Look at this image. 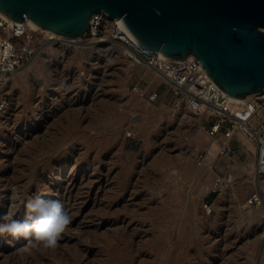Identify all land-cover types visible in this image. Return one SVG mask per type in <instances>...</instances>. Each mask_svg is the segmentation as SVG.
<instances>
[{"label": "rangeland", "instance_id": "374dc122", "mask_svg": "<svg viewBox=\"0 0 264 264\" xmlns=\"http://www.w3.org/2000/svg\"><path fill=\"white\" fill-rule=\"evenodd\" d=\"M102 17L96 39L92 26L78 39L33 30L35 57L4 86L0 216L23 220L22 201L43 199L60 201L71 220L55 249L0 235V264H264V174L252 142L236 136L231 153L210 157L204 117L177 106ZM107 45L122 50H97ZM218 176L231 180L216 186ZM257 192L262 202L249 203Z\"/></svg>", "mask_w": 264, "mask_h": 264}, {"label": "water", "instance_id": "95a60500", "mask_svg": "<svg viewBox=\"0 0 264 264\" xmlns=\"http://www.w3.org/2000/svg\"><path fill=\"white\" fill-rule=\"evenodd\" d=\"M0 13L68 39L104 13L169 59L196 56L228 96L264 94V0H0Z\"/></svg>", "mask_w": 264, "mask_h": 264}, {"label": "built area", "instance_id": "2783aa9c", "mask_svg": "<svg viewBox=\"0 0 264 264\" xmlns=\"http://www.w3.org/2000/svg\"><path fill=\"white\" fill-rule=\"evenodd\" d=\"M103 21L102 13L95 15L93 25L99 28ZM112 38L125 48L126 53L140 63L155 70L167 82L178 98L177 106L185 104L188 113L194 118L204 117L203 128L217 142L221 152L231 153V141L243 135L254 147L256 168L259 176L264 174V94H255L246 103L235 105L232 99L221 91L211 80L201 61L194 55L183 60L165 57L160 51L152 50L137 39L124 27L111 25ZM27 38V42L16 40ZM34 32L23 24H9L0 15V85L19 68L28 64L37 53L33 41ZM146 94V93H143ZM150 100L158 97L157 92L147 93ZM10 101L6 93L0 94V122L8 110ZM1 125V124H0ZM132 136L128 132L127 137ZM209 153V152H208ZM199 161L204 154L200 153ZM231 178L218 176L216 186ZM262 202L260 193H254L249 203ZM208 205H206L207 207Z\"/></svg>", "mask_w": 264, "mask_h": 264}, {"label": "clouds", "instance_id": "9594fccd", "mask_svg": "<svg viewBox=\"0 0 264 264\" xmlns=\"http://www.w3.org/2000/svg\"><path fill=\"white\" fill-rule=\"evenodd\" d=\"M19 199L18 191L13 189L10 200ZM22 203L27 210L25 219L16 220L11 212L0 216V235L8 234L14 239L23 238L30 247L37 250L58 247L71 220L63 204L58 200L43 199H29Z\"/></svg>", "mask_w": 264, "mask_h": 264}, {"label": "bare ground", "instance_id": "6f19581e", "mask_svg": "<svg viewBox=\"0 0 264 264\" xmlns=\"http://www.w3.org/2000/svg\"><path fill=\"white\" fill-rule=\"evenodd\" d=\"M0 15L3 17V18H5L8 22H9V24H13L14 22L12 21V20H10V19H8L6 16H4L2 13H0ZM112 20V25H115V24H118V25H120V26H122V27H124L127 31H128V29L126 28V26L124 25V23H123V21H122V19H117V18H115V19H111ZM94 23L93 22H91L90 23V25H89V28H91V26H92V32H93V34H94V38L96 39L97 37H99L101 34H100V30H99V28L97 27V26H95V25H93ZM25 26L28 28V29H30V30H44V31H46L49 35H51L52 37H54L55 35H54V32H51V31H49V30H47V29H43V28H41V27H39L38 25H36L35 23H33L31 20H29V19H27V21L25 22ZM107 29V28H106ZM109 29V28H108ZM110 31H111V28L109 29ZM109 30H107L108 32H110ZM104 34V33H103ZM105 35V34H104ZM57 36V35H56ZM103 36V35H102ZM92 37V38H93ZM101 38V37H100ZM100 38H98V39H100ZM108 44V43H107ZM113 44V43H112ZM117 45V44H116ZM116 45H107V47L105 46H103L104 47V49H102L101 47L99 48V49H97V48H95V49H97L98 51H100V50H112V49H118V50H122V48L121 47H117ZM109 46V47H108ZM93 49H94V47H93ZM93 49H91V50H93ZM125 50V49H124ZM94 51H96V50H94ZM98 51H97V53H98ZM119 51V52H120ZM60 52V51H59ZM95 53V52H94ZM121 53V52H120ZM123 54V53H122ZM49 55V54H48ZM102 55V54H101ZM44 57V56H43ZM87 57V56H86ZM130 57H132L131 55H130ZM132 58H134V57H132ZM47 60H49V58L47 59ZM134 60H135V58H134ZM134 63V62H133ZM44 64V63H43ZM131 64V63H130ZM136 64V63H135ZM133 65V64H132ZM44 66H48L47 64L46 65H44ZM44 66H42V69H44L45 70V67ZM47 69V68H46ZM51 70V69H50ZM46 71V70H45ZM44 71V72H45ZM60 72V71H59ZM32 73V72H31ZM14 75V74H13ZM10 76V77H8V78H6V80L4 81V83H2L1 85H0V94L2 93V92H4V91H6V89H4V86L5 85H7V84H9V82L12 80V78L14 77V76ZM26 75V74H25ZM36 77V76H35ZM34 78V77H33ZM23 79V78H22ZM15 80V79H14ZM20 83V82H19ZM12 89H13V87H12ZM255 94L253 93V94H249L246 98H244V99H235V98H232V97H230L231 99H232V101L235 103V105H240V104H243V103H246V102H248L249 100H251V98L254 96ZM37 105V104H36ZM38 106V105H37ZM35 109H34V113H36V107H34ZM187 109V108H186ZM7 115H8V111H6L5 112V114L2 116V119H1V123H4L5 122V119H6V117H7ZM191 115V114H190ZM192 117H194L193 115H191ZM197 120V119H196ZM18 138V137H17ZM211 140V139H210ZM209 140V141H210ZM208 141V142H209ZM212 143V141L209 143V144H211ZM33 145V144H32ZM211 146V145H210ZM218 148H220V146L217 144V143H213V145H212V148H210V151H209V155H210V157L211 156H213V155H216L218 152H217V150H218ZM220 151V150H219ZM208 155V156H209ZM212 158H214V157H212ZM216 158V157H215ZM209 160V159H208ZM213 161V160H212ZM211 161V162H212ZM64 163H62V164H60L59 165V168L57 169V171H56V173L54 174L55 176H54V180H56V181H58V180H60L61 178H63V171H64V167L66 166V165H63ZM207 164H208V162H207ZM203 165V164H202ZM57 167V166H56ZM207 167V166H206ZM263 176V175H262ZM215 178V177H214ZM215 179H217V177L215 178ZM214 180V179H213ZM212 182V181H211ZM42 184V183H41ZM46 184V183H45ZM215 184H216V180H215ZM212 185V184H211ZM210 186V185H209ZM211 187V186H210ZM216 187V186H215ZM212 188H213V186H212ZM42 189V188H41ZM51 189V188H50ZM48 196V195H47ZM48 198V197H47ZM14 202V201H13ZM10 208V207H9ZM13 210V209H12ZM14 211V210H13ZM261 212V211H260ZM12 213V212H11ZM262 215V214H261ZM256 219V218H255ZM262 219V218H261ZM260 219V220H261ZM262 222H264V221H262ZM119 234V233H118ZM23 262V261H22ZM33 262V261H32Z\"/></svg>", "mask_w": 264, "mask_h": 264}]
</instances>
